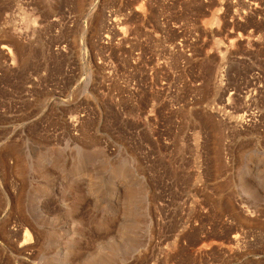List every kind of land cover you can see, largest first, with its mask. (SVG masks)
I'll return each instance as SVG.
<instances>
[{"label":"rangeland","instance_id":"rangeland-1","mask_svg":"<svg viewBox=\"0 0 264 264\" xmlns=\"http://www.w3.org/2000/svg\"><path fill=\"white\" fill-rule=\"evenodd\" d=\"M0 44V264H264V0H0Z\"/></svg>","mask_w":264,"mask_h":264},{"label":"bare ground","instance_id":"bare-ground-1","mask_svg":"<svg viewBox=\"0 0 264 264\" xmlns=\"http://www.w3.org/2000/svg\"><path fill=\"white\" fill-rule=\"evenodd\" d=\"M216 21V20H215ZM213 22V21H212ZM1 45V44H0ZM13 49V48H12ZM11 53V52H10ZM13 54V53H12ZM71 122V121H70ZM67 154V153H66ZM49 156V155H48ZM51 156V155H50ZM41 158V157H40ZM58 159V158H57ZM61 160V159H60ZM46 162V161H45ZM64 162V161H63ZM40 163H43V162H40ZM57 163V162H56ZM62 163V162H61ZM39 164V163H38ZM40 165V164H39ZM58 165V164H57ZM65 165V164H64ZM22 166V165H21ZM21 166H20V164H17V168H21ZM38 166V165H37ZM39 167H40V169H39ZM38 167V169H39V172H40V174H42V175H46V174H48L49 173V169L45 166V165H42L41 164V166H39ZM15 168V167H14ZM23 168V167H22ZM63 169V168H62ZM72 169V168H71ZM74 171V170H73ZM21 172V171H20ZM23 172V171H22ZM72 173V172H71ZM63 175V174H62ZM61 175V176H62ZM64 175H67V173H64ZM57 176V175H56ZM69 176V175H68ZM116 179H118V177L116 178ZM116 179H113V181L112 180H110V182H109V186H108V190H107V194H108V199H106V202H108V203H111L112 202V200H114L113 198H116V197H114V196H117L118 194H121L120 193V191H121V189H118V184H117V182L116 181H118V180H116ZM116 180V181H115ZM114 183H116V184H114ZM121 185V184H120ZM69 186V185H68ZM65 191V190H64ZM73 192V191H72ZM128 193L127 194H129V193H131V192H129V191H127ZM133 192V191H132ZM75 195V194H74ZM122 195V194H121ZM72 197V196H71ZM118 198V197H117ZM77 199V198H76ZM18 200V199H17ZM17 200H15V201H17ZM107 204V203H106ZM76 205V204H75ZM111 205V204H110ZM114 205H115V203H114ZM109 205H107L106 207H108ZM23 214V213H22ZM88 217V216H87ZM23 218V217H22ZM75 218V217H74ZM71 219V218H70ZM28 220V219H27ZM90 221V220H89ZM22 223V222H21ZM100 223H101V221H100ZM95 224V223H94ZM98 224V223H97ZM96 225V224H95ZM70 226V225H69ZM24 228V227H23ZM98 230V229H97ZM35 234V233H34ZM28 235V233L25 231V236H27ZM29 236V235H28ZM23 237V236H22ZM21 237V238H22ZM28 239V238H27ZM52 240V239H51ZM29 241V240H28ZM33 241V240H32ZM24 242V241H23ZM29 246V245H28ZM62 247V246H61ZM66 252V251H65ZM88 263H90V264H100L98 261H92V262H88ZM80 264V263H79Z\"/></svg>","mask_w":264,"mask_h":264}]
</instances>
